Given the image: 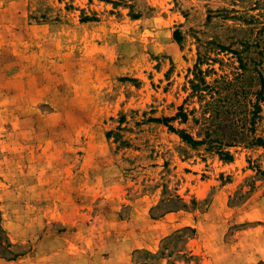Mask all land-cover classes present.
I'll use <instances>...</instances> for the list:
<instances>
[{
	"label": "rangeland",
	"instance_id": "obj_1",
	"mask_svg": "<svg viewBox=\"0 0 264 264\" xmlns=\"http://www.w3.org/2000/svg\"><path fill=\"white\" fill-rule=\"evenodd\" d=\"M185 227L174 264H264V0H0L8 264H136Z\"/></svg>",
	"mask_w": 264,
	"mask_h": 264
},
{
	"label": "trees",
	"instance_id": "obj_2",
	"mask_svg": "<svg viewBox=\"0 0 264 264\" xmlns=\"http://www.w3.org/2000/svg\"><path fill=\"white\" fill-rule=\"evenodd\" d=\"M176 35V33H175ZM191 89L194 93L198 92V86L195 84V82H191ZM181 109V108H180ZM183 110H179V113L177 116L181 118L183 121L187 119V115L182 112ZM180 138L187 144L191 146H199L202 144H205L209 141V137L206 138L204 136L203 139L195 140L192 136L189 134L181 131ZM256 143L260 145L262 143L260 138H256ZM217 149V154L220 158H223L222 160L229 161L231 160V155L228 152H223L220 148ZM186 232H190L193 236L195 235V230L190 227H185L181 229L180 231L176 232L175 235L169 236L164 239L163 245L161 249L157 253H151L147 251H136L137 254L135 255L136 264H163L165 262L166 264H174V262L170 261L173 254L181 255L182 258H186L187 254L184 251L177 250L176 252L172 251L173 245L172 240H177L178 238H181L183 234ZM12 245L8 241L5 232L1 230V236H0V259H3L5 261H12L15 260L19 255L14 254L11 250ZM177 247V245H175Z\"/></svg>",
	"mask_w": 264,
	"mask_h": 264
},
{
	"label": "crops",
	"instance_id": "obj_3",
	"mask_svg": "<svg viewBox=\"0 0 264 264\" xmlns=\"http://www.w3.org/2000/svg\"><path fill=\"white\" fill-rule=\"evenodd\" d=\"M10 262H12V261H5V260H3V259H0V263L2 264V263H6V264H8V263H10Z\"/></svg>",
	"mask_w": 264,
	"mask_h": 264
}]
</instances>
